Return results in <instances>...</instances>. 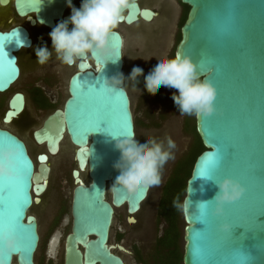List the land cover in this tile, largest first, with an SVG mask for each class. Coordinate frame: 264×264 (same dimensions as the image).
Listing matches in <instances>:
<instances>
[{"label":"water","instance_id":"95a60500","mask_svg":"<svg viewBox=\"0 0 264 264\" xmlns=\"http://www.w3.org/2000/svg\"><path fill=\"white\" fill-rule=\"evenodd\" d=\"M10 1V2H9ZM76 0H72L74 3ZM187 5L180 38L174 54L188 55L196 63L203 79L210 80L217 89L216 111L208 116H195V130L204 149L196 156L186 181L182 203L183 252L182 264H233L247 257L251 264H264V0H178ZM13 4L14 10L30 26L40 24L52 29L57 21L67 19V0H0V5ZM157 12L142 0H134L125 12L122 24L138 21L148 23ZM4 41V57L0 60V93L7 91L21 74L19 51L33 43L29 30L21 24L0 29ZM19 41L18 43L16 41ZM42 42L41 37H37ZM109 42L123 55L124 38L117 29ZM206 59L210 70L201 72L199 60ZM124 55L116 63H103L85 59L72 65L74 71L67 81V96L62 107L49 113L42 124L32 131L38 144H45L46 152H39L35 168L26 142L7 127L0 126V147L19 146L27 161V203L22 209L21 223L29 229L30 241L26 248L8 254L0 251V264H36L39 246L37 218L29 212L39 202V194L47 186L50 165L48 155H54L66 135L74 146L75 167L71 169L74 186L70 202V230L65 235L64 264H125L122 256L112 249L128 252L120 244H109V231L115 208L122 205L129 214L138 212L146 200L149 189L128 190L113 185L118 174L113 164L119 157L114 137L135 132L130 97L123 91L107 93L101 98L100 83L104 77L124 72ZM124 75V74H123ZM75 84V88H74ZM25 96L20 91L11 93L2 115L5 125L25 108ZM104 120L99 128L91 127L95 120ZM5 136L15 143H6ZM118 138V137H117ZM221 147L229 161L239 167L223 169L214 178L231 176L245 187L242 196L225 205L221 217L212 216L211 223L197 219L198 202L210 200L218 190L212 179L199 175L202 162ZM248 169V174L244 169ZM88 180L80 179V172ZM110 183V199L107 187ZM113 185V186H112ZM14 188H0V210L15 201ZM209 207H211L209 205ZM227 221L232 230L225 233L219 225ZM98 225H103L98 228ZM0 245V249H2Z\"/></svg>","mask_w":264,"mask_h":264},{"label":"rangeland","instance_id":"374dc122","mask_svg":"<svg viewBox=\"0 0 264 264\" xmlns=\"http://www.w3.org/2000/svg\"><path fill=\"white\" fill-rule=\"evenodd\" d=\"M142 2L155 10L157 16L148 23L138 21L132 25L119 24L116 28L124 38V77L129 76L133 66H139L144 70L135 81L124 80L134 121L137 122L135 134L138 139L150 137L158 140L167 135L172 138L176 147L172 149L173 158L161 169L160 185L150 188L140 210L132 215L136 222L127 221L129 214L125 206L115 208L108 243H118L127 249L128 252L113 249L122 256L125 264L159 263L161 254L156 253L155 244L166 224L157 216L158 203L173 170L179 165L184 167L188 155L192 153L196 144L193 130L195 115L179 113L171 98L175 89L158 86L154 91H148L144 81V75L155 62V56L174 54L185 6L178 0H142ZM80 3L81 0H76L72 4L79 7ZM66 12L71 13V9L67 7ZM14 24H23L28 28L33 44L18 54L21 67L18 80L7 91L0 93V126L7 127L19 135L26 142L30 155L35 159L36 153L46 152V148L35 142L32 131L38 128L55 108L62 107L68 94L67 81L74 67L63 64L54 51L46 62L37 63L35 48L47 46L51 49L48 35L51 29L40 24L30 26L24 19L14 14L11 4L5 9H0V29H7ZM38 36L42 38V42L37 40ZM33 87L40 88L45 94L48 100L46 106L34 105L31 99ZM15 91L25 94L26 108L15 122L4 125L1 117L7 108L9 96ZM73 151L74 146L65 135L59 152L51 155L49 159L51 172L47 190L43 197H40V201L29 210L37 218L40 236L34 257L36 264H63L64 237L70 230L71 222L70 202L74 186L71 169L75 167ZM82 175L87 181V173L84 171ZM107 199H110L109 195ZM180 202L182 203V198ZM183 225L182 210L178 209L177 243L180 255L183 252ZM52 237H58L59 241L50 245ZM161 262L165 264L166 260L164 262L162 259ZM179 264H182V261Z\"/></svg>","mask_w":264,"mask_h":264},{"label":"clouds","instance_id":"9594fccd","mask_svg":"<svg viewBox=\"0 0 264 264\" xmlns=\"http://www.w3.org/2000/svg\"><path fill=\"white\" fill-rule=\"evenodd\" d=\"M133 2L134 0H81L80 6L76 7L72 0H67L71 13L67 19L57 22L48 33L51 49L47 46L35 48L37 63L46 62L52 51L68 66L85 59L99 60L103 66L109 62H118L123 55L111 46L109 36L124 20L126 10ZM143 72L139 66H133L127 78L123 73L104 77L99 88L107 93L123 91L125 79L135 81ZM144 81L148 91H154L158 86L175 89L171 98L180 114L208 116L217 110L216 87L210 80L201 78L196 63L188 55L177 52L172 56H155V62L144 75ZM117 137H114L115 148L120 155L113 164L118 173L113 185H120L128 190H147L159 186L161 169L173 158L172 149L176 147L172 138L166 135L159 140L150 137L138 139L131 130ZM20 154V149L14 145L0 147V178H16ZM209 179L214 181L218 190L210 200L198 202L197 210L200 212V206L203 205L204 211L221 217L225 213V205L238 200L245 187L239 180L228 175ZM188 203V200L181 203L179 197H176L173 207L186 209ZM219 227L224 232L232 230V225L227 221L222 222ZM0 245L3 246L2 251L14 254L19 239L14 232L5 230L0 232Z\"/></svg>","mask_w":264,"mask_h":264},{"label":"snow or ice","instance_id":"6c2138e0","mask_svg":"<svg viewBox=\"0 0 264 264\" xmlns=\"http://www.w3.org/2000/svg\"><path fill=\"white\" fill-rule=\"evenodd\" d=\"M6 39H8V37H0V60H2V58L4 57L3 49H4V41ZM16 42L18 43L19 41L17 40ZM97 61H98V65L102 63L99 60ZM199 67L201 72L203 73L209 71L211 66L206 59L201 58L199 60ZM74 88H75V84H74ZM106 94L107 92L103 91L102 89H100L99 92L96 93V95L101 98L105 97ZM101 122L106 123L104 120L98 119L92 123L91 127L99 128ZM126 127L127 126L121 128L120 130L121 134H124L126 132ZM5 142L12 144L15 143L14 141H11V139L7 136H5ZM16 147L19 148V146ZM20 153L21 154L17 160L16 178L15 179L0 178V188L11 187L14 188L16 192L14 203L11 206H5L2 210H0V232H3L5 230H10L16 234V236L19 239V245L17 251L21 250V248H26L30 241L29 229L26 228L21 223L22 209L28 200L26 195V184H27L26 177L28 176V166H27V161L24 158L21 150ZM239 166L240 165L238 161H234V162L229 161V158L223 147H221L219 150L216 147L215 151L211 153V155L202 162L199 175L201 177L213 178L217 176L223 169L239 167ZM244 172L248 174V169L245 168ZM200 207L202 210L199 212L197 219L203 221L204 223H211L210 213L203 210L205 206L201 205ZM97 227L102 228L103 225H98ZM0 251H2V249H0ZM201 264H204V262L201 261ZM233 264H251V262L247 259V257H240L237 260H235Z\"/></svg>","mask_w":264,"mask_h":264},{"label":"trees","instance_id":"16d2710c","mask_svg":"<svg viewBox=\"0 0 264 264\" xmlns=\"http://www.w3.org/2000/svg\"><path fill=\"white\" fill-rule=\"evenodd\" d=\"M184 6L185 12L183 14L181 24L184 22L188 10V6ZM38 103L39 107H44L48 104V101L45 96H42L38 97ZM135 124H137V122H135ZM193 130L196 136V144L194 145V150L188 155L187 163L184 165V167H182L181 165L175 167L163 188V194L158 203L157 216L160 220H164L166 224L162 234L158 237L155 244L156 253L159 252L161 254L159 256L158 264L162 263V259L164 262L166 260L165 264H179L182 261V255H180L177 243L178 209L173 207V200L176 197H179L180 201L181 198L183 199L185 194L186 181L191 174L193 163L196 159V156L204 149V146L202 145L200 138L195 130V123L193 126ZM169 254L171 255V257H169Z\"/></svg>","mask_w":264,"mask_h":264},{"label":"bare ground","instance_id":"6f19581e","mask_svg":"<svg viewBox=\"0 0 264 264\" xmlns=\"http://www.w3.org/2000/svg\"><path fill=\"white\" fill-rule=\"evenodd\" d=\"M9 3V2H8ZM3 6V5H2ZM152 9V8H151ZM154 18V17H153ZM152 18V19H153ZM151 19V20H152ZM150 20V21H151ZM143 21V20H142ZM149 21V22H150ZM123 22H121L120 24H122ZM30 48V47H29ZM20 53V52H19ZM69 67H73V66H69ZM124 74V73H123ZM19 77H20V75H19ZM18 77V78H19ZM18 78H17V80H18ZM125 82V81H124ZM25 96V95H24ZM25 101H26V98H25ZM25 108H26V104H25ZM24 108V109H25ZM22 114H23V111L19 114V115H17L15 118H12L8 123H6L5 125H8L9 123H12V122H15L16 121V119L19 117V116H22ZM64 138H65V135L63 136V138H62V140L60 141V143H59V149H58V151L55 153V154H57L58 152H59V150H60V148H61V144H62V142H63V140H64ZM37 143V142H36ZM38 144V143H37ZM39 145H43V146H45V144L44 143H40ZM27 148H28V146H27ZM28 150H29V148H28ZM75 150V149H74ZM38 153H36V155H37ZM36 155H35V159H34V164H35V168L37 167V165H38V161L36 160ZM48 155V160H47V162L49 163V159H50V156L52 155V154H47ZM73 156H74V151H73ZM50 165V164H49ZM50 167V166H49ZM50 172H51V168H50ZM50 172H49V175H50ZM83 172L84 171H81L80 172V174H79V176H80V179L83 181V182H85L86 180H85V178H83ZM49 175H48V177H47V186H46V188L44 189V191L43 192H41V193H39V194H33V197H35V196H37V197H39V199H40V197L42 196V195H44V193L46 192V190H47V187H48V179H49ZM88 179V178H87ZM107 195H109V197L111 196V192H110V183H109V185H108V187H107V193H106V196ZM43 197V196H42ZM40 201V200H39ZM38 202H35L32 206H34V205H36ZM32 206L30 207V209L32 208ZM123 206V205H122ZM121 206V207H122ZM29 209V210H30ZM129 216V215H128ZM133 218H134V216H132ZM135 219V218H134ZM135 221H136V219H135ZM134 221V222H135ZM133 222V223H134ZM57 241H59V238L58 237H52L51 239H50V245H52V244H54L55 242H57ZM113 249H115V247H113ZM112 249V250H113ZM114 251V250H113Z\"/></svg>","mask_w":264,"mask_h":264},{"label":"flooded vegetation","instance_id":"af4514ba","mask_svg":"<svg viewBox=\"0 0 264 264\" xmlns=\"http://www.w3.org/2000/svg\"><path fill=\"white\" fill-rule=\"evenodd\" d=\"M10 2V1H9ZM9 3L7 4V5H5V6H2V5H0V9H5L6 7H9ZM11 7H12V9H13V12H14V14L16 15V16H18V17H20L17 13H16V11L14 10V7H13V4L11 5ZM20 18H22V19H24L25 20V18L24 17H20ZM153 20V19H152ZM151 20V21H152ZM26 21V20H25ZM27 22V21H26ZM58 22V21H57ZM28 23V22H27ZM29 24V23H28ZM21 25H23V24H21ZM35 25H37V24H35ZM34 25V26H35ZM70 26V25H69ZM26 27V26H25ZM45 27V26H44ZM27 28V27H26ZM46 28H48V27H46ZM28 29V28H27ZM49 29V28H48ZM178 41H179V39H178ZM177 41V42H178ZM33 44V43H32ZM32 44H31V46H32ZM177 44V43H176ZM30 46V47H31ZM20 52V51H19ZM23 93V92H22ZM24 94V93H23ZM25 95V94H24ZM42 96H45V94L41 91V89L40 88H38V87H33V90H32V94H31V99H32V102L34 103V105L36 106V107H39L38 105H39V103H38V97H42ZM26 97V96H25ZM45 98H46V96H45ZM48 101V100H47ZM29 153H30V151H29ZM136 222V221H135ZM64 239H65V237H64ZM116 244H118V243H116ZM62 263L64 264V262H63V260H62Z\"/></svg>","mask_w":264,"mask_h":264}]
</instances>
